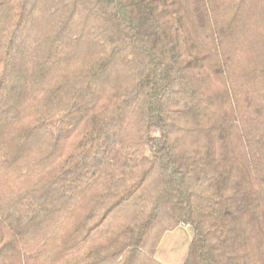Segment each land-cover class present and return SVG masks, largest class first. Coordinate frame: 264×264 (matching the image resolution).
Wrapping results in <instances>:
<instances>
[{"label": "trees", "instance_id": "trees-1", "mask_svg": "<svg viewBox=\"0 0 264 264\" xmlns=\"http://www.w3.org/2000/svg\"><path fill=\"white\" fill-rule=\"evenodd\" d=\"M264 264V0H0V264Z\"/></svg>", "mask_w": 264, "mask_h": 264}, {"label": "rangeland", "instance_id": "rangeland-1", "mask_svg": "<svg viewBox=\"0 0 264 264\" xmlns=\"http://www.w3.org/2000/svg\"><path fill=\"white\" fill-rule=\"evenodd\" d=\"M193 235L194 227L185 222L167 231L158 245L156 258L164 264H183Z\"/></svg>", "mask_w": 264, "mask_h": 264}]
</instances>
